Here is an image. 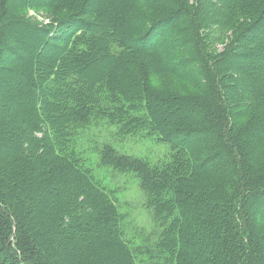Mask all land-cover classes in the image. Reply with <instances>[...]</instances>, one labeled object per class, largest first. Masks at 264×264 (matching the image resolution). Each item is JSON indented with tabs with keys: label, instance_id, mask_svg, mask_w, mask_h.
Segmentation results:
<instances>
[{
	"label": "trees",
	"instance_id": "1",
	"mask_svg": "<svg viewBox=\"0 0 264 264\" xmlns=\"http://www.w3.org/2000/svg\"><path fill=\"white\" fill-rule=\"evenodd\" d=\"M197 1L0 0V264H264V0ZM235 18L210 54L201 28ZM95 122L168 149L150 161L103 146L138 179L145 250L69 152Z\"/></svg>",
	"mask_w": 264,
	"mask_h": 264
},
{
	"label": "rangeland",
	"instance_id": "2",
	"mask_svg": "<svg viewBox=\"0 0 264 264\" xmlns=\"http://www.w3.org/2000/svg\"><path fill=\"white\" fill-rule=\"evenodd\" d=\"M20 1L22 0H15L13 6ZM188 1L192 6H194L197 0ZM93 3V0H89L87 3V8H91ZM33 15H35L33 12H28L27 14V16L30 17ZM35 19L40 22L43 20V17L38 14L37 18L35 17ZM197 19H195L196 23ZM215 20L216 17L213 16L211 21L215 22ZM240 22V18H235L225 30L221 29L220 32L218 26L213 23L211 24L209 31L201 28V33L206 34L209 42L204 43L200 41V44L203 45V47L207 46L208 50H211V52H209L210 54L214 52L221 54L228 46V42H232L235 39L233 37L234 35L236 37L240 29ZM133 28L134 26L132 25L129 27V30H133ZM223 31H226V33L225 36L221 37V33ZM158 34L159 37H164L163 31H159ZM25 54V52H22V56ZM12 56L13 53L9 52L8 59H12ZM245 61L246 62L243 64L247 66L249 64L248 62H252L257 67L262 65L261 61H257L255 59H247ZM5 62L7 61H1L0 64H4ZM248 68H251L250 64ZM161 80H163V82H160L161 85H165L162 87H166L172 91L180 92L182 94L192 92V90L189 89V85L176 79L165 78ZM1 90H5V88H2ZM2 108L5 109L3 104ZM247 117L243 123L244 125L248 123ZM159 120L161 123H164L163 119ZM74 140L75 142L73 143V151L68 148L69 152L72 154H78L83 159H85L88 167H90L88 175L91 177L93 182L96 183V186L105 191L111 192L113 197L116 198L119 209L125 214V218L121 221V226H123L125 237L135 246L145 250L143 247H146V244H148L149 238L147 234H149L153 228V224L149 216L150 213L144 207V196L143 192L139 188L138 179L132 174H117L116 171L111 170V168L104 164L102 161V155L105 151V147L103 146L110 145L115 148V151L118 154H127L137 158L149 159L150 161L158 160L159 157H163V154L167 155V147L162 143H155L154 139L144 137L143 133H137L131 136L117 134L115 126H110L105 123H103L101 126V123L97 122L92 123L87 128L76 131ZM108 149L109 148H107V150ZM99 153H101V155H99ZM152 253H154V251H152ZM142 258L143 261L148 260L146 255H142Z\"/></svg>",
	"mask_w": 264,
	"mask_h": 264
}]
</instances>
